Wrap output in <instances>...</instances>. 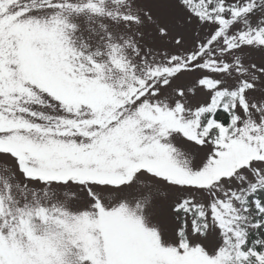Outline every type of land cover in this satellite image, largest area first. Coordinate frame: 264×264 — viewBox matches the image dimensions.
<instances>
[{
  "label": "snow or ice",
  "instance_id": "obj_1",
  "mask_svg": "<svg viewBox=\"0 0 264 264\" xmlns=\"http://www.w3.org/2000/svg\"><path fill=\"white\" fill-rule=\"evenodd\" d=\"M0 264H264V0H0Z\"/></svg>",
  "mask_w": 264,
  "mask_h": 264
}]
</instances>
